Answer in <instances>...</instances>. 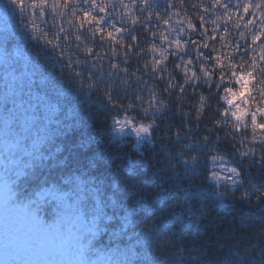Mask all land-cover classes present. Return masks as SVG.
<instances>
[{"label":"snow or ice","instance_id":"snow-or-ice-1","mask_svg":"<svg viewBox=\"0 0 264 264\" xmlns=\"http://www.w3.org/2000/svg\"><path fill=\"white\" fill-rule=\"evenodd\" d=\"M10 3L27 17L33 39L51 51L61 75L66 74L76 91L88 97L96 94L109 147L113 143L126 146L134 137L132 148L140 150L147 144L155 157L156 141L170 142L161 144L168 161L163 169L156 167L145 179L138 178L143 174L133 169L125 188L118 183L110 185L113 195L126 189L138 192L135 207L122 205L124 228L134 229L130 240L163 238L172 245L170 229L175 235V227L183 225L185 215L199 220L196 205H203L209 192L216 197L221 212L234 209L236 204L246 205L250 211L239 216V223L246 226L258 219L259 236L264 239V215L255 217L256 212L264 213V0H164L163 11L153 7V0ZM49 16L53 21L62 20L54 30L44 26ZM145 56L150 58L143 59ZM133 60L138 63L130 69ZM145 76H150L152 83ZM156 82L163 87L158 88ZM41 103L46 123L30 145L26 141L38 119L35 106L30 101L15 102L7 114L0 112V145L22 154L20 160L13 161L18 178L35 180L29 169L34 160L45 158L42 145L52 143L56 136H67L73 127L60 122L50 130L47 114L55 113L57 106L43 97ZM173 110L181 118L179 124L166 119ZM71 112L69 109V115ZM92 142L81 140L78 147L88 150ZM110 159L111 153L97 152L88 158V167L96 168L98 176L66 181H74L78 193L86 184L95 185L89 190L93 203L87 212L80 195L72 199L55 184L48 188L35 185L26 203L6 207L0 220V264H66L62 257L68 242L83 254L96 235L97 221L106 216L104 172L98 166ZM149 166L153 165H144ZM178 168L182 173H177ZM167 170L176 178L166 182L161 172ZM181 175L189 178V185L177 183ZM192 177H201L209 188L193 191ZM112 203L115 207L116 202ZM45 210L53 217L51 221L41 214ZM89 213L90 220L86 219ZM157 216L165 220L170 216L172 225L156 226ZM231 232L229 225L225 233L229 236ZM85 235L89 237L87 244ZM140 243L137 239L136 245L128 248L131 256L136 255L134 248ZM230 246L237 256L241 251L247 256L259 246L258 258L238 259L235 264H264V243H248L241 249L237 239ZM145 264L161 262L147 259ZM177 264L183 262L178 260Z\"/></svg>","mask_w":264,"mask_h":264},{"label":"trees","instance_id":"trees-1","mask_svg":"<svg viewBox=\"0 0 264 264\" xmlns=\"http://www.w3.org/2000/svg\"><path fill=\"white\" fill-rule=\"evenodd\" d=\"M189 2L190 0H186V3ZM155 5L160 6L159 10H164V0H153V7ZM189 11L192 9L189 8ZM47 20L48 23L44 26L50 30H54V25L58 27L62 22L61 19L53 21L51 16L47 17ZM137 31H141L139 26H137ZM149 58L148 56L143 57V59ZM137 63L138 61L133 60L129 64L130 69L136 67ZM168 67L170 71L173 68L171 58ZM25 73L28 75H24ZM144 78L152 83L150 76ZM21 81L24 84L23 88H21ZM156 84L158 88L163 87L161 82H156ZM53 86L55 91H53ZM10 91L12 94H9ZM16 92L23 94L17 96ZM188 92L190 93L191 89ZM42 97L48 103L57 106L55 113L47 114L51 121L48 125L49 129L54 130L58 123L62 122L71 124L72 130L67 136H56L52 143L42 145L41 155L45 158L34 160L33 167L29 169L35 175V180L18 178L17 168L13 161L20 160L22 154L5 150L0 145V203L9 199L0 210V220L3 218L6 207L14 208L21 203H26L31 198L35 185L48 188L55 184L62 191L68 192L72 199L80 195L83 198L82 206L87 212L93 203V193L89 190L95 185L86 184L84 190L78 193L75 182L67 183L66 181L76 176H80L84 181L98 176L100 173L96 168L89 169L88 158L97 152H107L111 153L110 161L107 163L102 161L98 166L100 171L104 172L101 179L104 180L102 197L106 204V216L97 221L96 235L91 238V245L83 254L72 242L64 245L65 254L62 259L66 264H114V262L126 259L132 260L133 264H145L147 259L159 261L161 264H177L178 260L183 264H235L238 259L246 262L253 256L259 257V246L255 252L249 251L247 256L243 251L238 256L233 255L235 249L230 246V242L234 244L237 239L240 240L241 249L246 248L248 243L257 245L264 243V239L259 236L261 225L258 219L242 226L239 223V216L249 212V208L246 205L236 204L234 209L229 208L227 212H221L217 207L218 201L211 192L205 197L203 205H196L199 220L185 215L183 225L175 227V235H172L170 229L168 237L172 239V245H167L163 238L147 242H144L142 237H134L130 240L129 237L134 229L124 228L122 217L125 215V210L122 205L135 207L134 202L137 200L138 192L133 193L126 189L123 192L115 191L113 195L114 190L110 185L118 183L121 188H125L129 172L133 169L143 174L138 177L140 179L150 178L156 167L163 169L168 161L164 158L165 154L161 149V144L167 145L170 142L157 140L154 150L155 157L153 149L147 144L140 150L132 148L131 145L135 142L134 137L126 141V146L117 147L113 143L109 147V138L104 131L106 127L103 120L104 113L97 111L96 94L92 93L88 97L83 93H78L76 85L67 78L66 74L61 75V68L55 64L51 51L33 39L27 17L22 16L10 0H0V112L4 111L7 114L8 110L14 107L15 102L30 101L35 106L38 119L26 141L27 145L31 144L33 136L46 123L44 120L46 113L41 103ZM69 109H72L70 115ZM166 119L169 123L179 124L181 118L173 110L167 114ZM88 139L93 141L89 144L88 150L78 147L81 140ZM57 147L61 151L57 152ZM228 151L231 152V149L229 148ZM77 159L79 163L76 162ZM138 161L142 163H137ZM145 164L153 166L144 167ZM176 171L182 173V169L178 168ZM253 171L255 172V169ZM161 175L166 182L170 178H176L171 170L162 171ZM177 183L187 186L190 180L181 175L177 178ZM191 183L193 191H196L197 187L209 188L201 177H192ZM108 197L112 199L109 200ZM112 201L116 202L115 207ZM201 208L202 211H200ZM41 214L45 220L53 219L46 210ZM165 215L168 214L165 213ZM262 215L264 213H255L257 218ZM90 218L89 213L86 219L90 220ZM154 219L157 220L156 226L158 227L163 224L171 226L173 223L170 216L167 220L159 216ZM229 225H231L232 232L228 236L225 231ZM87 227L91 228L92 225L89 223ZM88 239L89 237L85 235V244ZM137 239H140L141 243L134 248L136 255L131 256L127 250L136 245Z\"/></svg>","mask_w":264,"mask_h":264},{"label":"rangeland","instance_id":"rangeland-1","mask_svg":"<svg viewBox=\"0 0 264 264\" xmlns=\"http://www.w3.org/2000/svg\"><path fill=\"white\" fill-rule=\"evenodd\" d=\"M154 8H160V6L155 5ZM162 11V9H160ZM245 93H242V95H244Z\"/></svg>","mask_w":264,"mask_h":264}]
</instances>
